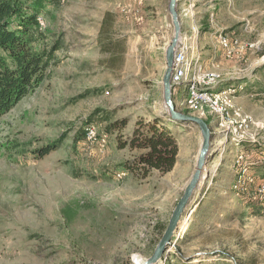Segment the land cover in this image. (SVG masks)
Here are the masks:
<instances>
[{"label":"rangeland","instance_id":"rangeland-1","mask_svg":"<svg viewBox=\"0 0 264 264\" xmlns=\"http://www.w3.org/2000/svg\"><path fill=\"white\" fill-rule=\"evenodd\" d=\"M168 2L55 0L40 9L33 47L50 53L45 77L0 116V264H137L152 253L202 142L196 125L165 111ZM255 3L263 13L250 38L264 51V0H176L178 46L212 68L218 34L235 36ZM183 94L175 90V101ZM263 105H236L263 124L251 128L255 140L242 141L257 178H264ZM153 117L171 129L178 153L170 171L143 176L126 167L144 152L128 141L136 121ZM201 118L211 131L203 178L157 264H264V200L253 182L232 186L235 147L222 150L230 135ZM86 125L92 142L80 138Z\"/></svg>","mask_w":264,"mask_h":264},{"label":"trees","instance_id":"trees-1","mask_svg":"<svg viewBox=\"0 0 264 264\" xmlns=\"http://www.w3.org/2000/svg\"><path fill=\"white\" fill-rule=\"evenodd\" d=\"M54 2L0 0V116L37 88L45 77L50 53L35 49L33 44L41 34L40 9ZM125 123L126 119L122 118L118 125L122 127ZM88 127L84 128L80 138H86ZM106 130L112 131L111 126ZM128 142L131 147L144 152L133 163H126V167L141 170L143 176L151 169L166 173L176 162L177 142L171 129L158 117L136 121Z\"/></svg>","mask_w":264,"mask_h":264},{"label":"built area","instance_id":"built-area-1","mask_svg":"<svg viewBox=\"0 0 264 264\" xmlns=\"http://www.w3.org/2000/svg\"><path fill=\"white\" fill-rule=\"evenodd\" d=\"M218 38L226 57L239 53L242 48L255 46V43H244L239 37H230L224 33H219ZM192 58L193 56L189 59L187 53L180 46L174 52L171 72L172 99H174L175 90L178 88L184 90V94L179 96L177 101L174 99L175 105L178 103L189 114L192 112L199 117L205 115L213 117L219 130L225 132V135H230L228 143H225L222 137L220 140L225 143L222 146L223 151L226 146L235 147L236 153L232 164L235 169V178L232 186L237 190H243L247 184L253 182L257 185L256 196L264 200V178L252 175L250 172L251 161H247L251 155H248L242 148L243 140H255L254 135L250 132L251 128L254 126L256 129L262 130L263 124L256 122L250 114L244 113L232 103V98L243 92L246 84L237 82L225 85L221 74L216 69V63L212 64V68H203L199 64L198 58L191 61ZM214 119L211 121L214 122ZM94 138L93 129L88 127L85 140L92 142ZM101 140L104 142L105 139Z\"/></svg>","mask_w":264,"mask_h":264},{"label":"water","instance_id":"water-1","mask_svg":"<svg viewBox=\"0 0 264 264\" xmlns=\"http://www.w3.org/2000/svg\"><path fill=\"white\" fill-rule=\"evenodd\" d=\"M175 1L176 0H169L168 2V11L171 15L172 23L174 26V35L165 50L166 67L162 77L163 102L166 113L173 120L186 124L196 125L200 129L202 142L198 152L194 172L188 183L186 184L181 197L178 199L158 243L156 244L152 253L144 260L143 264H157L162 258L163 254L167 251L168 247L172 244L173 236L179 228L182 213L187 204L190 202L194 189L196 188L201 176L203 175V170H205L206 156L210 148L211 131L207 122L199 116L191 115L189 113L178 110L172 99L171 72L173 68L174 52L178 48L179 41V22L175 9Z\"/></svg>","mask_w":264,"mask_h":264},{"label":"crops","instance_id":"crops-1","mask_svg":"<svg viewBox=\"0 0 264 264\" xmlns=\"http://www.w3.org/2000/svg\"><path fill=\"white\" fill-rule=\"evenodd\" d=\"M249 13L253 15L251 19L240 23L235 29L237 34L235 32L232 34L235 33V36L244 43H255V46L242 48L239 53L226 57L219 45L209 62L217 64L225 85L237 82L246 84L245 90L232 98V103L241 105L244 109L257 111L259 108L262 109L264 99V51H259L258 41H252L250 33L261 24L258 18L263 11L261 6L255 3L250 6Z\"/></svg>","mask_w":264,"mask_h":264},{"label":"bare ground","instance_id":"bare-ground-1","mask_svg":"<svg viewBox=\"0 0 264 264\" xmlns=\"http://www.w3.org/2000/svg\"><path fill=\"white\" fill-rule=\"evenodd\" d=\"M178 43H180V42L178 41ZM201 178H203V177L201 176ZM143 262H144L143 258H138L137 264H143Z\"/></svg>","mask_w":264,"mask_h":264}]
</instances>
